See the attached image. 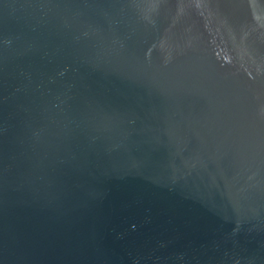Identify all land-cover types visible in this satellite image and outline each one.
I'll use <instances>...</instances> for the list:
<instances>
[{
    "label": "water",
    "instance_id": "95a60500",
    "mask_svg": "<svg viewBox=\"0 0 264 264\" xmlns=\"http://www.w3.org/2000/svg\"><path fill=\"white\" fill-rule=\"evenodd\" d=\"M0 264H264V0H0Z\"/></svg>",
    "mask_w": 264,
    "mask_h": 264
}]
</instances>
